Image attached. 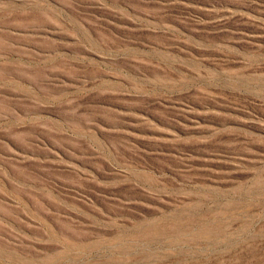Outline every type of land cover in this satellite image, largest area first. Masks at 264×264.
Wrapping results in <instances>:
<instances>
[{"label": "rangeland", "instance_id": "374dc122", "mask_svg": "<svg viewBox=\"0 0 264 264\" xmlns=\"http://www.w3.org/2000/svg\"><path fill=\"white\" fill-rule=\"evenodd\" d=\"M0 264H264V0H0Z\"/></svg>", "mask_w": 264, "mask_h": 264}]
</instances>
